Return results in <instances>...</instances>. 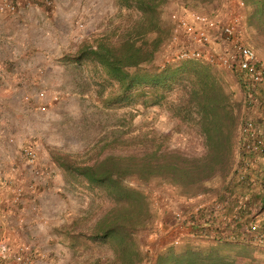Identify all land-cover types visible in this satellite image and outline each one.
<instances>
[{
  "label": "trees",
  "instance_id": "16d2710c",
  "mask_svg": "<svg viewBox=\"0 0 264 264\" xmlns=\"http://www.w3.org/2000/svg\"><path fill=\"white\" fill-rule=\"evenodd\" d=\"M181 1L190 9L220 3ZM240 1L250 8L244 24L253 30L252 40L264 43V0ZM168 2L113 0L116 13L110 26L81 37L59 58L65 68L86 74L97 112L103 114L102 120L87 125L91 132L81 150H45L62 187L86 200L80 218L59 233L72 251L103 249L110 256L105 264H241L236 259L264 247V221L256 220L264 211V193L251 194L250 183L238 177L241 160L237 163L235 157L253 154L244 153L237 130L245 107L258 125L264 119V91L254 92L249 79L236 70L229 73L234 91L213 64L166 62L171 23L162 11ZM248 95L256 104L247 105ZM151 107L166 112L172 122L168 131H134L136 112ZM182 129L192 141L171 145L172 135ZM214 178L218 186L203 188ZM152 180L183 200L194 199L199 191L214 195L207 205L182 213L178 222L192 240L208 239L206 246L191 241L176 247L171 242L157 253L145 245L146 254L140 252L137 236L159 233L152 223L153 198L143 186ZM256 184L264 187V181Z\"/></svg>",
  "mask_w": 264,
  "mask_h": 264
},
{
  "label": "rangeland",
  "instance_id": "374dc122",
  "mask_svg": "<svg viewBox=\"0 0 264 264\" xmlns=\"http://www.w3.org/2000/svg\"><path fill=\"white\" fill-rule=\"evenodd\" d=\"M18 1L15 11L0 10V177L7 180L9 175L20 174L23 189L32 181V169L18 160L19 148L24 144L36 150L38 159L35 167L39 172L33 178L36 181L34 190L26 194L25 199L5 202L6 194L1 191L4 199L0 196V239L5 234L11 235L26 248L29 261L23 264H105L110 256L103 249L85 252L79 248L72 251L60 235V229L73 225L80 218L86 208V200L80 192L62 187L60 176L48 162L45 150L62 146L71 151L81 150L87 134L91 132L87 125L102 120L103 114L97 112L98 101L86 74L65 68L59 58L81 37L109 27V19L114 17L116 8L113 0ZM181 2L169 0L162 11L164 20L169 21L172 13H182L184 6ZM225 3L222 8L207 5L194 10L215 12L216 17L224 20L232 16L241 19L250 10L248 6L239 8L234 0ZM242 22L241 37L252 47L264 67V43L253 41V30L244 24L243 19ZM181 46L194 45L182 36L176 47ZM221 74L229 89L235 91L230 74L227 71H221ZM40 90L46 94L44 111L35 108L41 102L36 97ZM52 96L56 98L50 101ZM132 124L134 131L152 129L166 132L172 127L166 112L155 107L139 109ZM190 141V132L182 129L172 135L170 144L184 145ZM11 164H14L13 169ZM1 186L8 190L9 182ZM143 186L153 198L151 207L156 218L152 223L159 228L157 235L137 236L139 250L143 254H146L143 245L155 253L162 251L169 242L180 246L181 233L186 228L178 223L182 213L207 205L213 195L209 191H199L198 199L186 205L176 197L172 188L155 180ZM215 186H218L217 178L203 184L205 189ZM19 218L21 223H17ZM2 231H5L3 236ZM205 240L208 241L202 237L192 243H199L198 246L203 248L209 243ZM236 260L241 264H264V247ZM147 261H152V258L148 257Z\"/></svg>",
  "mask_w": 264,
  "mask_h": 264
},
{
  "label": "built area",
  "instance_id": "2783aa9c",
  "mask_svg": "<svg viewBox=\"0 0 264 264\" xmlns=\"http://www.w3.org/2000/svg\"><path fill=\"white\" fill-rule=\"evenodd\" d=\"M235 4L243 9L245 6L240 0H234ZM19 5L18 0H2L0 10L9 12L15 11ZM220 8L226 6L224 0H220L218 4ZM238 16L226 18V20L219 19L215 16V12L206 13L194 9L182 10V13L169 15L171 23V39L167 43V51L165 52V61L168 63L183 61V60H198L208 62L215 65L217 68L232 73L234 70L243 73L245 77L253 84L254 92H259L258 89L264 91V67L258 61L255 51L248 45L241 37L242 19ZM189 39L194 46L176 47L179 43L180 37ZM214 46V48H212ZM264 95V94H263ZM249 96V95H248ZM36 97L41 102L35 108L39 111H44L46 102H43L46 94L40 90L36 93ZM250 97V96H249ZM264 97V96H263ZM56 97L52 96L50 101ZM251 99V97H250ZM256 104L257 100L251 99L247 105L251 103ZM264 108V102L261 104ZM238 135L244 141V153H251L253 155H261L263 153V140L260 135V127L256 121L253 120L248 108H244L240 124L238 126ZM37 152L34 147L20 146L19 161L28 166L31 170L33 178H35L38 169L35 165L37 163ZM13 165L11 167L13 169ZM246 163H241L238 168V177L241 179L246 169ZM36 169V170H35ZM39 172V171H38ZM28 182L24 188L28 193L35 188L36 181ZM5 177H0V182L5 184ZM22 189L16 188L12 193V201L17 202L22 196ZM22 219H18L21 223ZM264 238V237H263ZM6 247L0 244V264L5 259ZM11 260L14 263L23 264L29 261V254L26 248L17 245L15 251L11 254Z\"/></svg>",
  "mask_w": 264,
  "mask_h": 264
},
{
  "label": "crops",
  "instance_id": "0c3cea01",
  "mask_svg": "<svg viewBox=\"0 0 264 264\" xmlns=\"http://www.w3.org/2000/svg\"><path fill=\"white\" fill-rule=\"evenodd\" d=\"M259 127H260V135L262 137V140H263V144H264V119L260 121V124H259ZM241 160V163H246V169L244 171V178L250 183V185L252 186L251 189H249L250 193L253 195H258L259 193L263 194L264 193V187H259L256 182L258 180L260 181H264V152L259 155V156H256V155H250V157H246V156H236L235 157V161L238 163V160ZM241 163H238V165H240ZM16 174V173H15ZM7 181L9 182V189L8 190H4L2 188H5L4 186H1V185H4L3 183L0 182V196L2 197L1 195V191H3L6 195L5 197H7L5 199V202H7V200L12 203V193L13 191L16 189V188H21L23 193H22V196H21V199H25L26 198V194H29L27 191H25L23 189V181H22V178L20 177V174H16V175H9L8 176V179ZM2 189V190H1ZM26 195V196H25ZM4 196V195H3ZM198 196L195 197L194 199H187V200H181L184 204H189L190 202L194 201V200H197L198 199ZM0 197V198H1ZM211 199L214 198V195H212L210 197ZM4 199V197H2V200ZM205 200V199H204ZM204 200H201V201H204ZM257 199L253 201V204L255 205L257 203ZM3 204V202H2ZM5 206V205H3ZM199 207V206H198ZM194 208H197V207H194ZM2 211L1 207H0V212ZM6 214V212H5ZM256 220L257 221H264V211L262 212L261 215L257 216L256 217ZM18 223V222H17ZM17 225V224H16ZM180 225V224H179ZM173 229V228H171ZM184 232H182L181 234L182 235V239H181V244H185V243H188V242H191L193 241L190 237H189V234H188V228L184 227L183 228ZM3 233V234H2ZM1 235L3 236L5 234V231H2ZM0 244H4L5 247L7 248L6 251H5V259L3 260L2 264H18V263H14L13 260H11V254L15 251L16 247H17V244L18 242L15 241V239L11 236V235H6L5 234V237H3V239H0ZM205 242H209L205 240ZM170 243V242H169ZM259 244H263L262 242L259 243ZM19 245V244H18Z\"/></svg>",
  "mask_w": 264,
  "mask_h": 264
}]
</instances>
